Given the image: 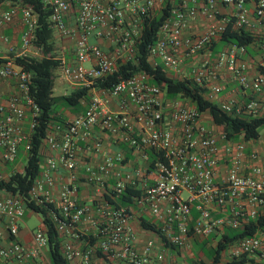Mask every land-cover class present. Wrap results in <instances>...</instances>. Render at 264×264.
<instances>
[{
    "label": "built area",
    "instance_id": "2783aa9c",
    "mask_svg": "<svg viewBox=\"0 0 264 264\" xmlns=\"http://www.w3.org/2000/svg\"><path fill=\"white\" fill-rule=\"evenodd\" d=\"M181 0L171 9L157 31V38L147 49L150 59L158 57L163 69H177L180 48L186 55L194 56L208 50L215 36H220L225 26L243 28L253 37L252 46L260 51L259 69L253 77L247 72L243 60L246 47L226 42L211 55L200 58L190 68V78L203 88V97L213 100L221 86L216 82L219 70L225 69L236 81L245 99L231 98L219 105L226 113L238 117H257L264 114V0H199L201 6ZM4 1H0L2 3ZM49 9L51 28L59 36L69 34L65 15L74 12V24L78 35L74 40V59L71 63H60L61 76L68 81H83L91 84L116 70L117 61L137 62L136 43L139 24L143 16L152 15L164 0H42ZM217 4L230 7L231 13L221 23H209L199 34L183 36L187 21L196 13L207 17L215 15ZM254 18L249 19L248 11ZM129 14L133 27L122 25ZM19 17L23 31L21 47L25 49L33 38L36 14L21 1L10 2L0 8V26ZM111 37L115 43L112 54L88 41ZM91 61L89 67L83 64ZM154 65L155 63L152 62ZM12 77L16 93L5 102L0 101V180L11 174L23 173L15 161L20 146L26 152L30 147L29 135L23 128L26 114L24 105L30 110L29 128L38 107L30 96V73L7 60L0 66V78ZM100 94L117 100L115 109H108L100 97H92L83 112L71 120L50 124L44 136L48 148L57 151V158H48L41 172L36 175L28 189V199L35 204L53 203L49 190L44 185L52 184V172L61 167L69 172V183L59 190L58 216L51 212L58 232H67L80 222L87 220L95 229L96 240L83 250L62 244L61 253L68 261L75 257L81 264H90V256L99 250L102 254L128 264H165L163 254L154 252L153 241L147 240L138 251L134 234L129 225L132 210L129 206L111 204L102 198L96 204L95 217L91 207L79 204L75 199L74 179L75 154L78 140H85L97 127L108 133L116 143H123L141 159L147 153L156 154L152 162L153 182L135 184L133 175L114 170L124 164V151L105 153L94 170L89 166L88 179L97 182L104 194L116 200L126 188H137L130 195L131 202L145 208L152 218L155 233L165 246H181L190 236H207L212 231L224 228L238 229L264 212V168L257 162L262 158L254 151L246 152L242 141L226 138L222 131L214 132L201 122L198 112L187 98L173 96L163 98L158 86L149 82L148 75L138 71L112 86L99 88ZM219 140H223L221 145ZM88 148V147H87ZM93 152H100L102 144L95 139L90 145ZM264 161V159H263ZM219 166L223 173L219 177ZM143 171H145L143 169ZM142 171V172H143ZM135 170L134 175H138ZM112 179L113 183H108ZM108 183V184H107ZM229 211L221 216L211 215L213 205ZM26 207L25 198L18 191L0 189V264H43L40 260L47 250L44 229L36 227L32 232V243L22 244L17 238L18 226ZM194 208L196 216L191 215ZM230 256H242L237 264H264V230L244 235L235 240ZM252 258L250 261L248 259ZM173 264V263H170Z\"/></svg>",
    "mask_w": 264,
    "mask_h": 264
},
{
    "label": "crops",
    "instance_id": "0c3cea01",
    "mask_svg": "<svg viewBox=\"0 0 264 264\" xmlns=\"http://www.w3.org/2000/svg\"><path fill=\"white\" fill-rule=\"evenodd\" d=\"M187 3V5H192L191 0H183ZM6 2L4 1L0 3V8H4L6 6ZM196 6L200 7L201 3L199 0L195 3ZM159 8L156 7L154 9V13L157 12ZM231 13V8L226 7L220 4H217L215 6V15L211 17H207L201 13H196L195 16L192 18H189L187 21V26L182 32L183 36L186 35H194L201 33L206 26L209 23H221L223 17L229 15ZM249 19L254 23V26H257V24L254 22V18L251 14V10L248 11ZM127 19L128 27L131 28L134 25L132 24L131 17L129 14H126L124 17V20ZM65 21H66V27L68 28L69 34L66 36H59L56 31H52V40L54 44V57L58 59L59 64L60 63H71L74 59L73 54V45L74 40L78 35V31L75 28L74 24V12L69 11L65 15ZM23 31V26L21 25V22L19 20V17H14L13 20L8 23L0 26V66L3 65L4 62L7 60L11 61L15 66H17L13 62V57L17 55H25V56H33V57H41L42 53L38 47L32 44V39L30 40L29 45L22 49L21 47V33ZM88 41L97 44L100 49L107 53L112 54L115 49V43L111 37L107 38H97L93 35H90L88 37ZM224 43H220L219 36H215L211 42V45L209 46L208 50L201 51L197 53L194 56L186 55L183 51L184 48H180L177 52V55L179 56V63L177 69H163L167 76L177 78V79H183V78H190V68L193 64H195L200 58H204L207 55L213 54L215 51L220 49L223 46ZM148 57V56H147ZM243 60L246 63L247 66V72L250 76L253 77L255 75L256 71L259 69V62H260V51L249 44L246 47V51L243 54ZM148 61L150 64L154 65L159 64L162 66L160 60L158 57H154L150 59L148 57ZM88 65L85 67H89L92 62L87 61L85 62ZM59 64L57 67L53 70V84H52V95L53 96H59L67 94L69 91L81 87V86H89L85 84L83 81H68L63 78L60 74L59 70ZM56 81L57 88H59L57 93H53V90L55 89L54 80ZM216 82L220 84L221 89L219 93L215 96L212 102H215L217 105H220L221 103L227 102L231 98H238L240 100L245 99V95H242L241 91L239 90V87L236 83V81L233 79L232 76H229V74L226 72L225 69L219 70L218 76L216 78ZM208 88L205 89L207 91ZM16 93V84L15 80L12 77H5L0 78V101L5 102L9 96H12ZM162 97H167L164 92L161 90ZM100 97L102 100V103L105 105L108 109H115L117 107V100L105 95L100 94L99 90L95 87L89 86L86 92V97L82 98L79 101L78 108H72V107H64L59 106V103L56 105L59 106L56 115L59 117V121L57 123H62L68 120H71L75 115L81 113L84 111L88 101L92 97ZM24 111L26 114V119L23 124V128L25 132L30 133L31 129L29 128V116H30V110L28 106H23ZM206 114L208 117H205ZM201 119H205L206 121L211 120L209 114L206 111L201 112ZM212 122V120H211ZM56 122H51V124H55ZM213 123V122H212ZM217 128H213L211 125L210 128L214 132L221 131V127L219 125H216L213 123ZM207 128V127H206ZM99 140L102 144V149L100 152L96 153L93 152L90 149V145L93 142V140ZM229 140H237L242 141L245 144V151L251 152L254 151L260 155L262 158L257 163L260 164L262 168H264V129L259 130V135L256 138H250V139H244L242 135H238L235 139H229ZM221 145H223L224 141L219 140ZM88 147V148H87ZM116 150H122L124 151L125 160L124 164L119 167L115 166L114 170H118L121 172L122 175L129 173L133 175V179L135 180V184L139 185L136 187H140L142 184H151L153 182V173L150 171L152 170V162L151 158L149 157V151H146L147 153V160L141 159L140 155L137 153H134L129 148L126 147L123 143H116L112 137L101 130H99L97 127H94L91 130V134L89 137H87L85 140H78L77 142V150L75 154V168L73 170L74 173V179L71 182L74 185L75 191V199L76 202L79 204H87L90 205L91 211L90 214L95 217V208L96 204L101 201V199L104 197L106 198L110 205L112 204H121L129 206L132 210V217L129 220V225L131 227V230L134 234V244L136 249L139 251L143 244L147 240L153 241V250L154 252H161L163 254V262L165 264H193L194 262L203 261L202 259H192L191 261L185 259L187 256L184 255L185 252H187V247L190 246V243L193 242H203L204 244L208 245V240L206 238L211 235L212 236V243L209 245V247H212L213 249L216 245V241L221 233L226 231L230 228H224L222 232L218 231H212L207 236L199 237V236H190L186 238L185 243L181 246H165L158 235L155 233L154 230L150 229L149 227H145L141 224V221H144L145 223L152 226V218L149 215L148 211L145 208H139L136 205H134L130 198L128 202H125L124 204L119 202L118 200H111L104 194V189L94 180L88 179V171L86 170V167L89 166L91 170H94L96 166L101 162L102 156L107 154H113ZM25 155L26 152L22 149V146L19 148V152L17 155V159L15 161V164H17L20 168L24 166V162H22V158L25 161ZM39 171L36 175H38L43 166L45 165V162L48 158H57V151L52 150L48 148L46 145L44 139H42L40 146H39ZM143 169L145 171H143ZM135 170H139L140 173L138 175H134ZM143 171V172H142ZM223 173V166H219V177ZM69 172L61 167H58L52 172V184L47 186L44 185L45 188L49 190L50 196L53 199V203L55 207H58L59 204V190L63 184L69 183ZM108 183H113L112 179L108 180ZM107 183V184H108ZM133 190L135 192L137 191V188L133 187ZM113 201V202H112ZM230 205L228 204L225 209H220L217 205H213L211 210V215L214 217L221 216L225 212L229 211ZM28 208L25 207L24 213ZM30 210V209H28ZM31 211V210H30ZM191 215L193 217L196 216V211L194 208L191 209ZM254 218H249L248 223H250V220H253ZM24 223V214L21 219V222L18 226V232H17V238L18 240L24 244L25 246H29L32 243V232L33 230H27L26 228H22L21 225ZM37 227H41L42 223L40 221V225ZM44 229V228H43ZM264 230V226L261 228H258L256 231ZM58 232V231H57ZM59 238H60V244H69L73 248L77 250H83L87 248L90 244L94 243L96 240L95 236V229L93 225L87 220H81L80 222L73 225L69 231L67 232H58ZM92 243H90L91 240H93ZM235 243V240L229 243L221 252L219 256V260L216 264H231V260H237L239 258H243L242 256L237 257H231L230 256V249L233 247ZM40 260L43 264H50L48 260L47 250L45 252L44 256L40 257ZM252 261L253 259H248ZM34 260H28L29 264H33ZM244 261V258H243ZM242 261V262H243ZM204 263H208L209 261H203ZM68 264H81L80 259L75 257L71 260H68ZM90 264H128L122 260L119 259H112L106 255H96V253L92 254L90 256Z\"/></svg>",
    "mask_w": 264,
    "mask_h": 264
},
{
    "label": "trees",
    "instance_id": "16d2710c",
    "mask_svg": "<svg viewBox=\"0 0 264 264\" xmlns=\"http://www.w3.org/2000/svg\"><path fill=\"white\" fill-rule=\"evenodd\" d=\"M7 1V0H0ZM10 2L21 1L28 4L36 14V25L33 30L32 44L38 47L42 56L37 58L33 56L17 55L13 57V62L22 69L30 73L31 86L30 96L35 101L38 110L33 116V126L29 135L30 147L26 151L23 173H14L6 180H0V189L6 188L10 191H18L25 198L26 208L40 215V221L47 237V255L50 264H68V261L61 253V244L59 234L56 230L55 222L51 212L58 216L57 207L51 203L35 204L28 199V189L32 179L39 171V146L49 131L51 122H60L56 115L58 107L78 108L79 101L86 97L89 86L105 88L112 86L116 82L130 77L133 73L143 71L148 75L149 82L158 86L167 97L179 96L187 98L198 112L206 111L212 122L221 127V131L228 139H235L242 135L244 139L256 138L259 130L264 129V114L255 117H238L222 111L215 102L203 97L205 88L193 82L191 78L177 79L166 75L162 66L152 65L148 61L147 49L157 38V31L162 21L170 14L171 9L181 0H164L163 5L156 13L143 16L140 24L136 43L137 62L117 61L116 70L111 74L96 78L89 86H81L69 91L67 94L53 96V70L59 64L58 59L54 57V44L52 40V28L49 21V9L44 6L42 0H8ZM252 35L245 29H231L226 25L220 33V43L232 42L236 45L247 47L252 42ZM2 61V59H0ZM59 103V106L56 104ZM149 157L154 161L156 154L149 153ZM136 193L132 188H126L116 199L121 203L129 201L131 194ZM113 202V201H112ZM115 204V203H114ZM145 227L154 230L153 225L141 221ZM264 226V212L250 220L249 224L238 229H227L221 233L213 249L209 250L211 259L208 263L203 261L193 264H216L219 260L220 252L232 241L237 240L244 235L253 234L258 228ZM93 240L90 241L92 243ZM96 255L102 254L96 250ZM243 261V258L231 260V264H237Z\"/></svg>",
    "mask_w": 264,
    "mask_h": 264
},
{
    "label": "rangeland",
    "instance_id": "374dc122",
    "mask_svg": "<svg viewBox=\"0 0 264 264\" xmlns=\"http://www.w3.org/2000/svg\"><path fill=\"white\" fill-rule=\"evenodd\" d=\"M123 26L128 27V23H127V19L123 20L122 23ZM84 66H87V63L83 64ZM56 79L54 80V84L56 85ZM59 88H57V85L55 86V89L53 90V93H57L59 90ZM189 104H191L188 101ZM205 117H208V115L206 114ZM202 124L207 127L210 128V126L212 125L213 128H217L215 125H213V123L211 122V120L206 121L205 119H201ZM24 162V159L22 158V162ZM40 225V215L38 213H35L33 211L30 210H26L24 213V223L23 225H21L22 228H26L27 230H34L37 226ZM206 240H208V245L204 244L203 242L197 241V242H191L190 246L187 247V252L184 253L185 256H187L185 259L191 261L192 259L196 258V259H202L203 261H210L211 259V255L209 250H211L212 247H209V245L212 243V236L209 235Z\"/></svg>",
    "mask_w": 264,
    "mask_h": 264
}]
</instances>
